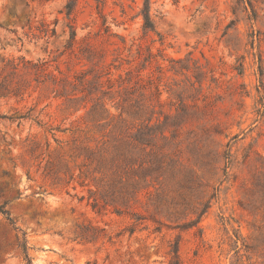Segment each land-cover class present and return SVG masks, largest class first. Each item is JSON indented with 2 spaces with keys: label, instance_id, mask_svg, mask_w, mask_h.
Here are the masks:
<instances>
[{
  "label": "rangeland",
  "instance_id": "1",
  "mask_svg": "<svg viewBox=\"0 0 264 264\" xmlns=\"http://www.w3.org/2000/svg\"><path fill=\"white\" fill-rule=\"evenodd\" d=\"M143 6L0 0V264H264V0Z\"/></svg>",
  "mask_w": 264,
  "mask_h": 264
},
{
  "label": "trees",
  "instance_id": "2",
  "mask_svg": "<svg viewBox=\"0 0 264 264\" xmlns=\"http://www.w3.org/2000/svg\"><path fill=\"white\" fill-rule=\"evenodd\" d=\"M71 14V11L67 12V16L69 17ZM140 14L143 18V30L145 32H154V24L151 20L150 17V0H144V6L143 9L140 11ZM75 33H71L70 36V41L74 42L75 40ZM45 65L41 64L39 66L34 65L32 66V68L34 69V74L36 77L41 76V75H45L48 76L50 82H51V86H52V90L53 92L56 93L57 96H61V97H65L68 99H71V97L73 95L72 92H74V90H77L76 87L77 85L75 84V81L70 80L67 77H59L56 76L50 72H47L46 69L44 68ZM81 84V82H80ZM68 88L72 89L71 91H68ZM101 107V109H104L103 106H99ZM96 108H94L95 110ZM119 155L118 150L116 149V157ZM122 156V155H120ZM115 159H112L113 164H115L114 161ZM0 213L4 216L5 220L14 228V222L12 220V218L10 217L9 213L6 211V209H4V205L0 206ZM17 248L20 249L24 255V260H25V264H31L30 259L28 258L27 255V246H26V240H25V236L24 234H22V237L18 240L17 242Z\"/></svg>",
  "mask_w": 264,
  "mask_h": 264
}]
</instances>
